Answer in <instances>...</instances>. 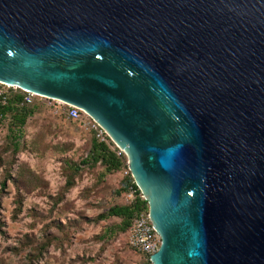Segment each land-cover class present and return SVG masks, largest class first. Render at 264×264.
Masks as SVG:
<instances>
[{"label": "water", "instance_id": "95a60500", "mask_svg": "<svg viewBox=\"0 0 264 264\" xmlns=\"http://www.w3.org/2000/svg\"><path fill=\"white\" fill-rule=\"evenodd\" d=\"M0 82L123 152L150 264H264V0H0Z\"/></svg>", "mask_w": 264, "mask_h": 264}, {"label": "rangeland", "instance_id": "374dc122", "mask_svg": "<svg viewBox=\"0 0 264 264\" xmlns=\"http://www.w3.org/2000/svg\"><path fill=\"white\" fill-rule=\"evenodd\" d=\"M53 100L35 98L19 129L0 119V264H145L119 219H97L131 201L122 171L81 164L94 134Z\"/></svg>", "mask_w": 264, "mask_h": 264}, {"label": "trees", "instance_id": "16d2710c", "mask_svg": "<svg viewBox=\"0 0 264 264\" xmlns=\"http://www.w3.org/2000/svg\"><path fill=\"white\" fill-rule=\"evenodd\" d=\"M6 114L11 116V120L19 129L24 124L25 119L32 114V109H29L28 106L19 107L16 104V99H12L6 106L0 108V119ZM109 145L98 142L95 138H92L88 155L81 161V164L95 165L96 163H100L107 171H125L127 166L124 155L120 154L117 156L116 149H111ZM74 169L77 171L78 167H75ZM120 184L118 193H129L132 197L131 201L127 205H114L109 207L104 214L98 215L97 219H105L109 217L119 219L120 222L116 227V231L118 233H124L129 228L132 218L139 213H145L147 207L128 173L126 175L122 174ZM67 186H70V182H66V187ZM145 264L150 263L146 260Z\"/></svg>", "mask_w": 264, "mask_h": 264}, {"label": "built area", "instance_id": "2783aa9c", "mask_svg": "<svg viewBox=\"0 0 264 264\" xmlns=\"http://www.w3.org/2000/svg\"><path fill=\"white\" fill-rule=\"evenodd\" d=\"M40 97L37 94L23 90L17 86L5 84L0 82V108L7 105V103L16 99V104L19 107L28 106L32 104L35 98ZM61 103L65 107L66 118L70 120H77L86 127L87 130L92 131L94 138L98 142L110 144L111 149H116V155H123V152L111 141V139L102 131V129L83 111L68 104H63L57 100H53ZM129 174L127 168L122 172L123 175ZM126 243L129 249H131L137 255H140L144 259L149 261V257L155 253L159 246V237L152 228L147 211L145 213H139L135 215L130 223L129 228L126 231Z\"/></svg>", "mask_w": 264, "mask_h": 264}, {"label": "bare ground", "instance_id": "6f19581e", "mask_svg": "<svg viewBox=\"0 0 264 264\" xmlns=\"http://www.w3.org/2000/svg\"><path fill=\"white\" fill-rule=\"evenodd\" d=\"M64 104V103H63Z\"/></svg>", "mask_w": 264, "mask_h": 264}]
</instances>
